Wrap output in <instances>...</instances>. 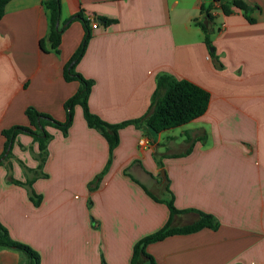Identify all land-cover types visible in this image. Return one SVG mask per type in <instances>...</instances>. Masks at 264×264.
I'll list each match as a JSON object with an SVG mask.
<instances>
[{
	"label": "crops",
	"instance_id": "obj_1",
	"mask_svg": "<svg viewBox=\"0 0 264 264\" xmlns=\"http://www.w3.org/2000/svg\"><path fill=\"white\" fill-rule=\"evenodd\" d=\"M44 1L10 0L0 18V156L1 131L28 126V107L64 122V104L79 88L63 79V68L83 25H67L53 52ZM212 1L60 0L59 28L77 13L88 21L90 39L74 71L93 82L87 105L102 121L146 114L161 75L195 84L209 101L201 116L175 129H119L110 158L79 105L66 135L46 127L51 138L40 169L37 143L17 135L0 164V224L39 264H131L135 243L169 220L165 204L148 194L166 199L165 181L174 207L189 211L173 216L172 227L195 222V211L219 227L147 245L156 264H264V0H244L259 8L250 13L253 24L239 9L224 15L213 7L210 56L194 20ZM142 137L146 146L139 147ZM32 178L38 205L24 186ZM0 264L28 260L1 247Z\"/></svg>",
	"mask_w": 264,
	"mask_h": 264
},
{
	"label": "trees",
	"instance_id": "obj_2",
	"mask_svg": "<svg viewBox=\"0 0 264 264\" xmlns=\"http://www.w3.org/2000/svg\"><path fill=\"white\" fill-rule=\"evenodd\" d=\"M9 1L10 0H0V18L3 16L5 6ZM42 5L50 15V26L46 41L49 44V49L57 54L59 53L61 35L65 27L74 20L80 21L83 25L84 35L81 43L63 68V79L66 82H78L79 88L64 104L66 111V119L64 122L55 121L49 115L40 113L32 107H28L24 112L29 123L28 126H14L7 130H2L1 135L5 138V144L3 153L0 156V164L2 163V160H6L10 156V150L17 135L26 134L37 143L39 152L38 155H36V158L39 162L38 169H40L46 155V144L51 138L46 131V127H52L61 131L63 135H66L67 130L72 124V114L75 105L81 107L87 127L99 132L107 141L109 158L113 149L119 142L118 130L127 125H133L143 133H146V131L159 133L183 126L198 118L205 112L209 101V94L205 90L186 80H175L168 75H161L156 79V88L151 97L150 105L146 114L138 119L119 124H109L102 121L99 117L89 111L87 105L88 96L93 82L84 79L74 71V67L83 56L86 45L90 39L88 21L83 17L82 13H77L64 23V27H56L60 16V0H46ZM213 7L219 9L224 15L231 13L232 8L239 9L243 12V16L249 24L255 22V20L250 17V13L259 9L256 6H249L244 0H213L208 6L201 7V18L195 19L194 25L202 32L203 43L207 47L210 56L213 55V48L210 41V36L214 30V17L210 12ZM112 22L113 21L111 20L102 19V24L104 26H107ZM39 48L41 51L46 52L44 40L42 39L39 41ZM159 165L161 166V163H159ZM106 170L107 168H105L102 173L94 179L91 186L93 185L94 187L98 183ZM26 171L30 172L29 170ZM33 179L34 178L28 179L24 186L28 189L30 200L34 205H38L40 198L35 195L34 191L31 189ZM10 181L14 184L21 185V183L15 182L12 179H10ZM164 189L167 194L166 199H159L148 193L146 190L145 191L154 201L165 204L169 211V220L161 229L141 238L135 243L132 251L131 264H156L154 259L145 252V248L149 244L160 242L165 238L174 235L192 234L202 229L216 231L219 227L217 220L212 215L195 210H193L197 215V220L195 222L181 227H172L170 220L173 216L187 213L189 211L177 210L174 207L166 181ZM1 247L21 252L27 258L28 264H39V255L29 246L13 241L9 237L7 230L0 224V248Z\"/></svg>",
	"mask_w": 264,
	"mask_h": 264
},
{
	"label": "built area",
	"instance_id": "obj_3",
	"mask_svg": "<svg viewBox=\"0 0 264 264\" xmlns=\"http://www.w3.org/2000/svg\"><path fill=\"white\" fill-rule=\"evenodd\" d=\"M97 27V24L95 23V22H93L92 23V25H91V28L92 29H95ZM138 146L139 147H144V146H146V139L145 138H140L139 140H138Z\"/></svg>",
	"mask_w": 264,
	"mask_h": 264
},
{
	"label": "rangeland",
	"instance_id": "obj_4",
	"mask_svg": "<svg viewBox=\"0 0 264 264\" xmlns=\"http://www.w3.org/2000/svg\"><path fill=\"white\" fill-rule=\"evenodd\" d=\"M175 132H178V130H176ZM34 175H38V173H36V174H34V173H32V177H35Z\"/></svg>",
	"mask_w": 264,
	"mask_h": 264
},
{
	"label": "water",
	"instance_id": "obj_5",
	"mask_svg": "<svg viewBox=\"0 0 264 264\" xmlns=\"http://www.w3.org/2000/svg\"><path fill=\"white\" fill-rule=\"evenodd\" d=\"M56 27H58V23L56 24ZM162 176H163V173H162Z\"/></svg>",
	"mask_w": 264,
	"mask_h": 264
}]
</instances>
